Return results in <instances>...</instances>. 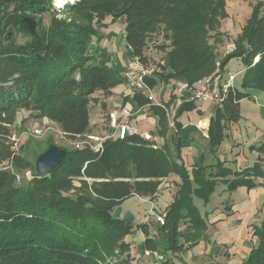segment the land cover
Masks as SVG:
<instances>
[{
	"label": "trees",
	"instance_id": "trees-1",
	"mask_svg": "<svg viewBox=\"0 0 264 264\" xmlns=\"http://www.w3.org/2000/svg\"><path fill=\"white\" fill-rule=\"evenodd\" d=\"M263 6L259 3L235 42L236 49L221 63L225 69L230 60L240 58L246 69L240 88L211 119L209 138L213 148L224 140L223 122L240 119L238 103L249 96L248 91L264 92V16L259 15ZM85 10L124 17L125 40L135 55L141 53L145 39L162 28L171 41L168 55L172 77L194 83L216 70L217 56L210 41L217 40L220 20L226 16L224 0H81L67 7V12ZM47 14L51 21L45 26L42 18ZM58 15L53 0H0V116L19 106L32 107L36 116L49 118L73 137L89 128L91 96L96 92L111 95L125 79L122 64L111 60L105 50L101 54L89 51L97 34L94 29L59 19ZM17 36L24 42L19 43ZM146 80L155 86L151 79ZM134 100L140 105L145 103L142 94H135ZM194 108L195 103H184L176 117ZM157 111L163 128L166 112L160 108ZM153 146L135 136L107 141L97 153L67 151L63 164L52 174L41 177L35 168L33 186H12L11 174L0 170V264H107L106 248L134 233V227L115 217L110 206H95L81 196L61 194L58 183L82 170L83 163L105 173L134 165L137 179L143 180L129 188L143 195H156L160 182L154 179L179 176L182 182L160 228L168 241L167 250L175 253L183 248L181 239L193 247L202 240L196 234H184L183 223L189 231L204 234L208 230L194 197L208 202L219 179L234 191L239 187L253 189L258 185L253 177L264 176L259 164L233 172L218 162L215 166L194 167L191 177L187 167L177 162L178 144L174 147L176 157L170 148ZM229 176L234 179L225 180ZM40 187H47L50 196L41 195ZM147 227H138L147 236L145 250L157 251L159 245L149 237ZM253 231L258 245L241 264H264V217Z\"/></svg>",
	"mask_w": 264,
	"mask_h": 264
},
{
	"label": "rangeland",
	"instance_id": "rangeland-1",
	"mask_svg": "<svg viewBox=\"0 0 264 264\" xmlns=\"http://www.w3.org/2000/svg\"><path fill=\"white\" fill-rule=\"evenodd\" d=\"M77 1L81 0H63L62 4H59V0H53V4L59 10V19L67 20L68 22H77L96 31L97 34L92 38L89 51H92L93 53H98L100 51L101 54L102 50H105L111 60L117 61L119 63L122 62L121 64L124 65H122L123 72L131 70L145 72L147 74L146 79H151L155 86L159 85V89L155 95V93L152 92V88L155 86L151 87L147 80L146 87L143 91L130 90L126 80L122 84L125 87V92L130 93L129 96L124 98L127 102H131L135 94L144 92L143 101L145 103L139 107L143 108L147 115L146 118H144V121L139 117H132V119L135 121L136 128L138 126L141 129V126L143 127V125L145 127L144 122H147L148 124L149 122L152 123V119L156 118L157 115H160L161 113L157 111L158 107H156L153 102L149 100V96L153 95L156 100H163L170 109L174 99L177 96L173 95L174 90L168 95L167 92H170L171 88L175 89L178 84L189 81V79L186 80L179 77H172L174 72L170 67V59L168 55L171 51L169 48L171 41L166 39L165 31L161 28L146 38L144 45L142 46L141 53L139 55H135L134 50L128 47L125 40L126 19L124 17L115 18L111 15L104 16L98 14L97 12H91L90 10H85L80 13L71 11L67 12V7H69V5H74ZM224 1L226 3V16L220 20L217 40L210 41L217 56L215 61L216 68L217 64L222 63L223 59L229 53H231V46L235 45V42L241 35L242 29L252 18L255 9H257L259 6V3L264 4V0ZM259 15L260 17L264 16V6L260 8ZM50 21L51 16L48 14L44 15L42 18V25L48 26ZM17 41L19 43L24 42L23 38L20 36H17ZM245 69L246 65L240 58H234L230 60L225 67V70L231 73H237ZM244 74L245 72L237 78L236 85L238 88L241 86V81L244 77ZM200 77L203 76H195L193 78L198 79ZM193 78L190 77V80ZM112 96L113 93L111 95H106L103 92H96L91 96V101L89 104V128L84 134L73 137L64 133L61 127L49 118L36 116L34 111L31 109L32 107H25V109H23L24 107L19 106L10 111L8 114L0 116V170H6L11 174V185L22 186L26 183H30L33 186L32 182L35 181L34 179L36 178L34 175L36 173L35 162L38 156L48 148L49 143H51V145L55 144L59 148L65 149L66 151L90 150L94 153H97L95 149L100 143L104 144L107 141L116 140L117 137L115 134V129L112 126V114H115L116 118L120 120L124 108H122V105L120 106L117 99L112 98ZM169 98H171L170 101ZM124 104L126 105V102ZM242 106L244 107L245 104ZM188 117H190V122H188ZM178 120L179 118L176 117V126L174 128L170 127L168 119L164 118L163 128L161 127L160 122H157L156 127L152 125L153 131H151L152 128L148 129L150 127L147 125V129H144L142 132L151 131L150 133L152 134V139L149 142L155 145L157 149L170 148L171 152L173 153L175 150L173 148L174 139H172V136L175 131L180 130L181 126ZM197 121L198 117H196L195 112H188L185 114V117H183L184 123H192L195 125ZM204 124H206V122H202L201 126L204 127ZM138 136L143 139L142 134H139ZM159 137L165 138V142L160 141ZM208 143L212 146L210 140ZM228 144L229 143L227 140L224 139L221 141V144L218 147L222 146V148H225L227 150L226 152H228ZM178 145L181 149L183 145L182 139H180ZM251 151H253V149L248 146H244L243 152L246 155ZM136 173L135 166L131 164L127 167H124L122 170L105 173L95 166L83 163L82 170L78 171L75 175L68 176L66 179H63L65 178V175L62 174L60 177L64 180V183H58V186L61 194L65 197L76 198L81 196L86 199L89 204L102 207L110 206L112 208L113 215L119 219L127 220L134 227V230H137L141 225H147L149 222L154 228H157L158 226L161 227V225L156 222L155 216L153 218V213L149 212V206L147 203L142 202L134 196L141 198H151V200H154L158 199V197L155 196L159 192H163L165 189H178V186H172V182L170 181L173 174L168 175L167 178L160 181L158 179H154V182H160V186L157 189L156 195H152L150 193L143 195L144 193H137L135 190H131L129 188L130 186H137L138 181L143 180L137 179ZM163 183L164 185L161 187V184ZM166 185H168L167 188L165 187ZM224 188V186L216 187L208 202H205L203 199L198 197H194V205L199 210L200 216L205 221H207V211L212 210L216 203L221 201V199L227 194L225 193L224 195ZM38 190L41 195L46 197L50 196V191L47 187H40ZM236 190L237 192L230 190L229 192H233L231 194L232 198L236 203V208L240 212L238 213L239 215L236 219L230 220L228 222V229H233V227L235 228V226L242 224L245 229L247 228L248 230H254V227L258 226L263 220L264 209L262 208L264 207L261 204L262 210H258L255 208L257 207V204H254V201L251 200L252 195L248 194L247 191L242 192L238 189ZM228 195L229 194H227V196ZM117 197H121V199L117 200ZM124 202L125 204L122 205ZM161 206H164V204L159 203V207ZM169 207L170 205L166 208L161 207L155 215H167ZM147 217H149V219H147ZM129 219H133L134 223L132 221L130 222ZM186 227V224L183 223L181 231L184 234H188V236L189 234L190 236L196 234L198 237H201L202 240H204L201 250L203 247H209L206 250V253L211 256L210 258H203L202 263H199V259L201 258L199 253L201 251L200 248H197V245L202 240L193 247L191 246V243H185V241L181 239L179 243L182 244L183 248L181 251L176 253H180L182 259H178L176 264H235L234 262L237 259L235 261L230 260L228 254L229 249H227L226 246L228 244L231 246L233 243L238 244V239H241L243 242V239L240 235L232 236V241L225 238L221 239L224 235H222L221 238H219V236L215 237L213 235L214 238L217 239L215 242V240H212L213 236H208L207 232L202 234L200 231H189L186 230ZM147 228H149V225ZM135 232L136 231H134V233ZM159 232L161 233L159 234ZM144 235L146 234L144 233ZM127 237L116 239L109 248H106L107 251H105V261L107 264H136L135 261L143 264L142 258L144 254L142 255V251L140 253L137 250V252L141 255H139L137 252L134 254V256L131 255L130 244L126 242ZM154 238L157 241L162 239L166 248H168V241L166 242L165 234L161 231V229H158L157 236ZM134 240L137 247L142 245L139 232H137ZM190 240L192 241L191 237ZM244 244L249 249H252V247L258 245V239L253 233L249 232V235H247V241ZM189 249H193L192 254H195V258L193 260L189 259V255L187 253L185 254V252ZM157 252L165 256L168 264H174V257L172 258L169 254V252L172 251L165 250L163 247L162 252L158 250ZM176 253L172 252V254ZM236 262L238 263V261ZM150 263L156 264L153 257L149 258L148 264Z\"/></svg>",
	"mask_w": 264,
	"mask_h": 264
},
{
	"label": "crops",
	"instance_id": "crops-1",
	"mask_svg": "<svg viewBox=\"0 0 264 264\" xmlns=\"http://www.w3.org/2000/svg\"><path fill=\"white\" fill-rule=\"evenodd\" d=\"M122 63V62H121ZM123 65V64H122ZM124 66V65H123ZM244 72V70H241ZM240 72V71H239ZM238 88V87H237ZM159 89V85L155 86L152 88V92L155 93ZM174 89L171 88L170 92H167V95L172 93ZM125 87L123 85H119L115 87L112 90L113 96L112 98H116L118 101V104L121 106L123 111H128L133 113L134 117H139L143 121L146 118V112L143 108H140V104L137 103L134 100V97L131 102L125 101V97L129 96L130 93L125 92ZM249 96L245 97L242 99L238 104H239V111H240V119L236 122H223L224 124V139L227 140L229 143L228 149L229 151L226 152L227 150L225 148L216 147L213 148L208 141L210 140L209 137H206V135L209 136V130L211 126V119L215 117L217 110L218 109H223L225 108V105L222 107H217L209 103H195V108L192 111L188 112H195L196 117H198V121L196 124L192 123H184L183 122V117H185V114L188 112L183 113L179 117V123L181 124V128L179 131H175L173 133V138L174 139V147L175 145L179 144L180 139H182V148L180 149V156L178 159L179 164H184L191 177H192V170L194 167H202V166H215L217 163L215 162H221L224 164L225 168H228L232 170L233 172H243L247 168L254 167L256 164H259L262 167V170L264 172V149L261 150V148L264 146V92L258 91V90H250ZM124 93V94H123ZM140 94L144 95V92H141ZM173 95H175L173 93ZM135 96V95H134ZM169 97V96H168ZM177 98V97H176ZM173 101L172 106L175 104V100ZM171 98H169V101ZM126 102V105L124 104ZM192 103V102H190ZM245 104L243 107L242 105ZM211 111V112H210ZM209 114V115H207ZM159 117L157 116L156 118L152 119V123L149 122H144L145 127L137 126V131L139 134H151L150 132L153 131V126L156 127V123L159 122ZM188 122H190V117H188ZM206 122L202 127L201 123ZM148 125V129H151V131H145L142 132L144 129H147L146 126ZM172 134V133H171ZM152 136V134H151ZM160 141L165 142V138L159 137ZM169 139V138H167ZM185 139V140H183ZM231 141V142H229ZM173 142V141H172ZM170 142V143H172ZM259 145V146H258ZM262 145V146H261ZM244 146H248L253 151L250 153H247V155L243 152ZM173 147V148H174ZM174 157L177 156V151L173 152ZM229 179H234L233 176L227 177L225 180ZM254 181L258 184L255 188L253 189H248L247 187H239L238 190L245 192L247 191L248 194L252 195V199L254 201V204H257L255 208L258 210H262L264 208L261 207V204L264 207V176L263 177H253ZM167 181V180H166ZM172 182V186L177 185L178 189L175 188H168L165 189L163 192H159L155 197H158V199L151 200V198H141L138 196H134L141 200L144 203H147L149 206V212L153 213V218L155 216L156 220V213L161 207H168L171 205L175 199L176 193L179 190V185L181 184V178L175 174L172 175V179L170 180ZM165 183V182H164ZM161 184V187L164 185ZM224 186L225 188L223 189L224 195L225 193L231 195L233 192H237V190L233 191L232 193L229 192L228 190V185L225 181L222 179L218 180V183L216 187ZM160 187V190H161ZM166 188L168 185L165 186ZM222 192V193H223ZM225 195L224 198L221 199L218 203H216L215 207L212 208V210L207 211V221L206 224L208 226L207 230V235L208 236H219V238L222 237L221 239L225 238L227 240L232 241V236H238L240 235L241 238L243 239V242L241 239H238V244L233 243V245L230 246L228 244L226 246L227 249H229V258L230 260L238 261V263L235 261V264H241L242 261L247 258V255L250 254L251 249L245 246V242L247 241V235L250 233H253V229L248 230L247 228L245 229L242 224H239L233 227V229H228V222L230 220L236 219L238 217V213L240 212L236 208V203L234 199L231 196ZM260 198V199H259ZM261 202H259V201ZM126 202V201H125ZM125 202L122 204L124 205ZM232 202V203H231ZM159 203L164 204V206L159 207ZM259 203V205H258ZM262 208V209H261ZM256 209V210H257ZM151 216V217H152ZM126 219V218H125ZM149 219V217H147ZM146 219V221H147ZM129 221L133 222V219H129ZM157 222V220H156ZM242 223V222H241ZM149 225L148 232L150 235V238L154 240L156 244L159 245L158 251L162 252V248L164 247L165 250H167L164 241L161 239L159 241L155 240L154 237L157 236L158 229L161 227L154 228L150 225V222L147 223V226ZM141 229L135 230L136 232L126 238V242L130 244L131 247V255L134 256V254L137 252V250L141 253L143 256V264H148L149 258L151 256L148 255L151 250H145L144 249V242L147 238L146 235L141 231H138ZM137 232L140 233V239L142 240V245L137 247L135 245V240L134 237L137 235ZM161 232H159L160 234ZM224 233V234H223ZM212 237V240L215 242L217 239ZM164 239V238H163ZM202 244H204V240H202L198 245L197 248H200V253L199 255L201 258L199 259V263H202L203 258L207 257L210 258L211 255H208L206 253V250L209 248H202ZM237 244V245H236ZM214 250V249H213ZM193 249H189L188 251L185 252L189 255V259L193 260L195 258V254H192ZM138 253V252H137ZM139 254V253H138ZM139 254V255H141ZM171 257H174V264H176V261L179 259H182V256L179 254H172V252H169ZM228 256V255H227ZM245 256V257H244ZM229 260V261H230ZM136 264H140L137 261H135ZM151 264V263H150ZM187 264V263H186ZM196 264V263H194Z\"/></svg>",
	"mask_w": 264,
	"mask_h": 264
},
{
	"label": "built area",
	"instance_id": "built-area-1",
	"mask_svg": "<svg viewBox=\"0 0 264 264\" xmlns=\"http://www.w3.org/2000/svg\"><path fill=\"white\" fill-rule=\"evenodd\" d=\"M235 49V45L231 46L230 52H233ZM258 59L259 58L255 59V63ZM242 73L243 71L237 73L227 72L225 69H222L221 63H218L215 72L211 75L194 83L184 82L178 84L174 89V94L177 98L175 104L170 109L163 100H156L153 95L149 96V100L152 101L156 107L166 112L169 125L174 128L176 126L177 111L184 103H209L217 107L224 106L229 101L230 97L236 93V81ZM121 75L126 80L130 90L143 91L145 89L147 76L145 72L131 70L122 72ZM132 117L133 114L128 111L122 112L120 120L116 118L115 114H112V126L115 129L117 139L126 140L139 135ZM142 137L147 141L152 139L151 134H143ZM206 137L209 136L206 135ZM103 145V143H100L95 149L96 152H101L103 150ZM153 148L157 149L155 145ZM166 218V214H159L156 216L157 222L162 226L165 224ZM148 255L154 258L156 264H168L165 256L157 251H151Z\"/></svg>",
	"mask_w": 264,
	"mask_h": 264
},
{
	"label": "water",
	"instance_id": "water-1",
	"mask_svg": "<svg viewBox=\"0 0 264 264\" xmlns=\"http://www.w3.org/2000/svg\"><path fill=\"white\" fill-rule=\"evenodd\" d=\"M66 155L67 151L65 149L59 148L55 144L50 145L38 156L35 162L37 174L41 177L52 174L63 164Z\"/></svg>",
	"mask_w": 264,
	"mask_h": 264
},
{
	"label": "clouds",
	"instance_id": "clouds-1",
	"mask_svg": "<svg viewBox=\"0 0 264 264\" xmlns=\"http://www.w3.org/2000/svg\"><path fill=\"white\" fill-rule=\"evenodd\" d=\"M63 3V0H59V4H62Z\"/></svg>",
	"mask_w": 264,
	"mask_h": 264
},
{
	"label": "bare ground",
	"instance_id": "bare-ground-1",
	"mask_svg": "<svg viewBox=\"0 0 264 264\" xmlns=\"http://www.w3.org/2000/svg\"><path fill=\"white\" fill-rule=\"evenodd\" d=\"M64 5H65V3H64Z\"/></svg>",
	"mask_w": 264,
	"mask_h": 264
}]
</instances>
